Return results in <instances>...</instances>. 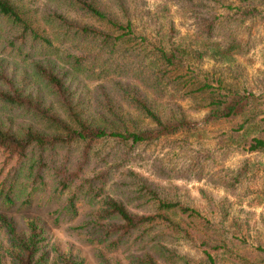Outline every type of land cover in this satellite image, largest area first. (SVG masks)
Here are the masks:
<instances>
[{"label": "trees", "instance_id": "1", "mask_svg": "<svg viewBox=\"0 0 264 264\" xmlns=\"http://www.w3.org/2000/svg\"><path fill=\"white\" fill-rule=\"evenodd\" d=\"M108 2L0 0V202L8 209L30 206L46 189L66 194L58 221L62 213L75 217L82 198L90 209L74 229L97 245L96 264H122L104 250L119 252L127 264H176L179 254L169 244L176 240L201 251L196 264H264L261 245L241 253L222 220L166 197L126 164L140 144L175 135L185 141L198 132L184 101L205 109L204 124L235 122L219 134L223 151L264 152V89L213 85L190 67L205 55L229 59L233 44L189 51L167 39L142 46L145 37L134 40L136 8L129 0ZM204 27L209 41L215 19ZM141 120L153 126L141 127ZM0 220L13 235L10 264H50L42 244L47 230L37 219L23 231L5 213ZM55 258L52 264H88Z\"/></svg>", "mask_w": 264, "mask_h": 264}, {"label": "rangeland", "instance_id": "2", "mask_svg": "<svg viewBox=\"0 0 264 264\" xmlns=\"http://www.w3.org/2000/svg\"><path fill=\"white\" fill-rule=\"evenodd\" d=\"M129 2L136 8L131 19L135 42L145 37L146 43L142 46L150 48V43L172 39L189 51L201 50L206 43L211 46L219 43L221 47L233 44L229 59L219 60L205 55L196 63L190 61V67L213 85L221 81L223 85L256 94L264 89V0L249 3L240 0ZM253 8L257 10L254 16L245 13ZM213 19L216 27L208 41L203 29ZM181 73H186L183 79L192 75L186 68ZM182 105L188 118L198 122V132L185 141L181 135H175L149 145L140 144L130 153L127 166L160 186L166 197L222 220L224 226L235 234L233 241L242 246L241 253H257L258 244L264 248V152L245 153L232 148L223 151L218 145L219 134L234 126L235 122L204 124L205 109L194 111L189 101L182 102ZM139 124L141 127L153 126L147 120H141ZM249 133L253 134L254 130ZM173 140L177 142L173 143ZM66 198V194L52 196L46 189L35 194L30 206L17 204L6 209L0 202V213L12 220L15 231L25 228L29 219H37L46 228L42 244L50 264L59 254L96 264L99 261L97 245L86 239L84 230L74 229L86 219L90 205L80 198L76 203L75 217L62 213L56 221V210ZM12 237L9 227L0 220V256L4 264L11 263L8 252H11ZM169 244L179 254L176 264H185V261L196 264L202 256L197 247L185 240ZM104 253L106 258L127 264L119 252L104 250Z\"/></svg>", "mask_w": 264, "mask_h": 264}]
</instances>
